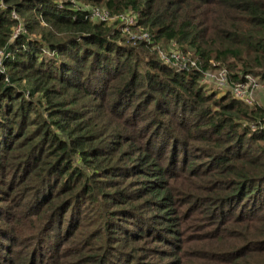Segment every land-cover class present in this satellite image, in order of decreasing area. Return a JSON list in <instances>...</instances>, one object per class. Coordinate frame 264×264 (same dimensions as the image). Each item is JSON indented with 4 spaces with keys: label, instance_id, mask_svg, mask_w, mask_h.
<instances>
[{
    "label": "trees",
    "instance_id": "1",
    "mask_svg": "<svg viewBox=\"0 0 264 264\" xmlns=\"http://www.w3.org/2000/svg\"><path fill=\"white\" fill-rule=\"evenodd\" d=\"M95 6L111 18L92 15ZM129 14L135 21L124 30ZM171 45L196 64L177 71L159 54ZM0 60V189L32 191L27 202L12 198L15 206L0 201V264H47L49 251L39 263L34 256L54 230L71 249L61 254L56 243L49 257L59 264H158L136 244L156 222L117 178L129 177L119 163L125 145L159 175L150 182L153 171L142 170L134 195L165 212L172 245L181 235L168 215L175 201L191 209L197 201L226 224L199 238L193 263L168 264H264V103L201 85L220 68L232 84L248 76L264 84V0H0ZM115 115L131 125L110 133ZM140 123L149 135L137 132ZM177 148L184 158L174 172ZM189 159L195 168L185 177ZM166 172L180 192L162 185Z\"/></svg>",
    "mask_w": 264,
    "mask_h": 264
},
{
    "label": "rangeland",
    "instance_id": "2",
    "mask_svg": "<svg viewBox=\"0 0 264 264\" xmlns=\"http://www.w3.org/2000/svg\"><path fill=\"white\" fill-rule=\"evenodd\" d=\"M100 7V6H99ZM93 8V7H92ZM161 50L163 52L164 57H162V54L159 51V54L162 58H164V60L166 62H168L169 64H171L177 71H181V66H183L184 61L182 60H188L189 59V55H183L181 52L179 51H175L179 53V57L174 58L175 53H173L175 46L171 45L168 48H164V47H160ZM169 54V55H167ZM167 56L169 59H166ZM177 59V60H175ZM221 69H212L211 70V74H204V76L201 79V85L202 87L208 91L209 93L213 92L216 93L217 96H221L227 92L230 91V83L227 80V76L224 78L219 72ZM254 77V76H252ZM256 78V77H255ZM225 80H227V82L225 83ZM264 83V82H263ZM249 84H251L250 81H248L244 87V96H243V101H245L248 104H254V102H260V103H264V84L261 85H254L252 87V89L249 87ZM231 94L235 95V92L230 91ZM246 96H250V100L246 99ZM154 101V100H153ZM154 104V102H153ZM156 104V103H155ZM154 104V106H155ZM116 112L120 113L122 112V108L120 106H117L116 108ZM105 110V109H104ZM153 110V109H152ZM150 110H146L143 111L141 114L142 116H147L146 119V123L151 121L152 118L154 117V113L150 112L152 111ZM106 111V110H105ZM106 114V113H105ZM107 115V114H106ZM117 117L115 115V118H110V120L112 121L111 126H114L112 128H110L109 132L111 133L112 131L119 129V128H123V125H131L129 124L125 118L124 121L122 120V117ZM131 116V114L126 115L124 117H129ZM132 121H134V119H132ZM177 120L173 119L170 124L171 126H173V128L176 129V132H179V134H182V127L180 126V124L178 122H176ZM122 122V123H121ZM101 123V121H99V124ZM151 128L146 127L144 130L142 129V123L139 124L137 132L140 133L142 132L143 134H147L149 135ZM106 137V136H105ZM110 137V136H109ZM107 137V139L109 138ZM138 144L140 145L141 142H138ZM108 145V144H107ZM130 145H125V149L126 151L120 155L122 156V158L119 159V163L121 166H124L126 169V174L129 176L127 177V180L122 177L119 176L117 177L119 182L123 185V188L125 189L126 185H129V189L127 190L130 194L129 195H133L134 197H137L138 199L134 202L140 204V209H138L139 212H142L146 215H150V218L153 222H156L155 226L156 228H149L148 226H144V229L147 230L146 232L148 234H146V232L141 233V239H139L137 241V245H139L142 250V253L145 252H149L148 253V257L146 260H152L154 262H157L158 264H168L170 262H166L168 260H173L175 258H183L184 260L190 261L192 262V260H196V256L197 254H199V238L203 235H206L209 233L210 230L215 229L217 227H222L226 224H221V222L219 221V219H221V213L219 212V214L217 215H213L211 213L210 209H207L206 206H204L203 204L198 203L197 201L191 202V206H193L194 208L191 209L190 207H187V204L185 203V200H179V201H175L173 202V206H172V210L173 212L171 214H168L169 216H175L177 219V228L180 230V239H178L175 243V245H172L171 243L172 240L168 239L166 237V235H169V232L166 229L165 223L163 221V217L165 215L164 211H158L156 209H154L151 204H145V198L147 197H139V196H135L134 192L136 190V188H138L140 186V180H145V179H141L142 178V170H150L153 171V169H151L152 167L147 168L146 165H139V163L136 161V158L134 157H130L128 156V154H130L131 150H129ZM148 147H150L152 150H156V146L154 145H148ZM191 149V148H190ZM179 150H181L180 148L176 150V155H177V163L173 162L174 165L172 167V169L174 168V172L177 170L178 168L181 166L182 159L184 157L183 154H178ZM160 156V155H159ZM169 151L167 153V155L164 157L167 159L163 160V162L165 164L168 163L169 161ZM186 161L188 159V155H185ZM171 160V159H170ZM192 160L189 159L188 162H186V166H185V177H188L189 173L192 172V170L195 168V164L191 162ZM185 163V162H184ZM165 164L163 165V167H165ZM137 165H139L137 167ZM198 165H202L201 161H198ZM205 166V165H204ZM203 166V167H204ZM156 175L159 177V175L153 171L152 176H150V182H153L156 177ZM157 180V179H156ZM162 182V185L168 187L169 182L170 185L172 187V189L176 192H180L181 190V181L180 179H174L173 177H171V175L166 172V174L164 175V178L160 179ZM158 183V180L156 182V184ZM170 187V186H169ZM19 187L15 190L11 189V185L7 186L6 190L4 189H0V201H4L7 200L6 202L9 203L11 206H15V204L13 202H19L20 200L26 201L27 199H29L31 196H29V194H31V190H27L24 189L19 190ZM10 198V199H9ZM14 198V201L12 202L11 199ZM16 199V200H15ZM27 202V201H26ZM26 203L24 204V206L18 207L17 209H15V212H20V210H23L25 208ZM204 210H209V212H206L207 214L210 215V217H206V213ZM14 211V210H13ZM223 215H227L228 214V210L222 211ZM11 215V214H9ZM19 214H14L12 215V222H14L17 218ZM127 220V224H130L132 226V228H134V218L132 217H127L125 218ZM131 222V223H129ZM35 223V222H34ZM233 222H228L227 225L230 227V225ZM65 226V221L63 222V228ZM233 227V226H232ZM144 229H142L143 231H145ZM55 231L53 232L49 231V235H47L45 241L41 244V248L39 251L35 252V256L34 258H36V262L39 263L41 261H38V258L40 257L41 253H44L47 251H49L48 253H45L43 255V260H45V263L47 264H59L58 261L55 260L54 257H49L50 254H54V246L56 245V243L58 242H63V247L60 249V252L62 251L61 254L64 253L65 250H69V253L71 252V249L68 247L69 243H64V241L55 235ZM64 233V231H63ZM121 234V233H120ZM172 237V236H171ZM79 239V238H78ZM32 239H25L22 240L21 242V247L23 246H27L26 249H31L33 244H34V240L31 242ZM80 240V239H79ZM116 242V240H114ZM111 241L110 240H106L103 245L104 247H106L107 245H111ZM81 246L82 242L81 240L78 241V243L76 244V246ZM37 246V243H36ZM39 246V243H38ZM19 247V244L17 245L16 243V248ZM38 248V247H37ZM95 251H90L87 250V254H94ZM164 253V256H163ZM167 254V255H166ZM169 254V255H168ZM60 258H58L57 260H59ZM159 259H164L162 261H159ZM42 260V261H43ZM61 262L64 260V258L60 259ZM68 260V259H67ZM85 259L82 260H76V263L78 262V264H86L84 263ZM166 260V261H165ZM65 263V262H64ZM193 263V262H192Z\"/></svg>",
    "mask_w": 264,
    "mask_h": 264
},
{
    "label": "built area",
    "instance_id": "3",
    "mask_svg": "<svg viewBox=\"0 0 264 264\" xmlns=\"http://www.w3.org/2000/svg\"><path fill=\"white\" fill-rule=\"evenodd\" d=\"M91 10H92V15H94V16L100 17L102 19L111 18L110 12H109L108 9H105V8H102V7H99V6H95ZM122 20L124 21V24H127V25H125L124 30H128L129 29V24L133 23L135 21V16L133 14H129V15L123 17ZM142 36L147 37L148 34L145 32V33H143ZM173 51H174L173 53H175L174 58L179 57V53L175 52V51H179V50L178 49H174ZM160 53L162 54V57H164L163 52L160 51ZM167 55H169V54H167ZM165 57H167V56H165ZM166 59H169V58L167 57ZM175 60H177V59H175ZM182 61H184V64H183V66H181V69H184L186 66H188V64H190V65H195L196 64L195 60H189L188 59V60H182ZM0 63H1V60H0ZM220 69L221 70H220L219 73L225 78L227 76L226 75V70L222 69V68H220ZM211 73H212L211 70H208V71L205 72V74H211ZM248 81L251 82V84H249V87L251 89H252V87L254 85H258V84L260 85V83H259L257 78L252 77V76H248V79L245 82H236L235 84H232V83L229 82L230 83V90L232 92L233 91L235 92V96L243 99V96H244V93H245L244 90H243V87ZM226 82H227V80H225V83ZM246 99L250 100V96H246Z\"/></svg>",
    "mask_w": 264,
    "mask_h": 264
}]
</instances>
